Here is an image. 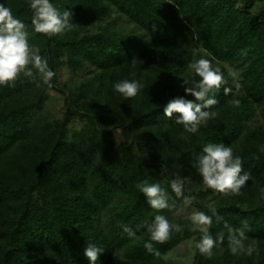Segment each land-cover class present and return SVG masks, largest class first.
Returning a JSON list of instances; mask_svg holds the SVG:
<instances>
[{
  "label": "trees",
  "instance_id": "trees-1",
  "mask_svg": "<svg viewBox=\"0 0 264 264\" xmlns=\"http://www.w3.org/2000/svg\"><path fill=\"white\" fill-rule=\"evenodd\" d=\"M50 2L71 11L74 25L50 38L29 27L30 42L56 73L52 87L23 75L0 86V264H91L84 254L90 243L103 249L96 264H182L169 253L198 242L187 219L192 208L208 215L215 208L237 228L246 220L247 235L260 245L258 256L231 255L227 229L213 217L210 231L224 233L223 251L206 257L197 249L192 264H264V0ZM0 4L31 25L29 0ZM207 53L233 92L216 94L218 117L193 135L164 108L176 97L196 102L183 80H199L187 65ZM229 68L242 70L238 92ZM124 79L143 84L136 97L114 91ZM52 90L65 97L62 120L51 109ZM208 143H224L241 157L252 177L244 195L225 197L203 184L193 165ZM173 179L195 197L188 208L172 192ZM144 180L159 183L176 207L152 209L137 187ZM156 215L184 229L165 244L153 242L161 257L144 248L146 228L137 230ZM123 225L140 239H130Z\"/></svg>",
  "mask_w": 264,
  "mask_h": 264
},
{
  "label": "clouds",
  "instance_id": "clouds-1",
  "mask_svg": "<svg viewBox=\"0 0 264 264\" xmlns=\"http://www.w3.org/2000/svg\"><path fill=\"white\" fill-rule=\"evenodd\" d=\"M29 4L32 11L30 26L14 16L9 7L0 4V86H13L23 75L37 82V87L46 85L51 88V81L56 73L50 69L48 60L40 54V47L30 42L33 32L50 38L63 35L74 27L71 22L72 12L66 9L61 12L50 0H29ZM29 27L33 32L29 31ZM206 55L209 58L200 56L187 65L188 70L199 77V80L191 82L183 80L185 94L194 97L196 102L184 97H176L171 99L164 108V115L168 119H172L173 114L178 113L179 117L175 123L182 125L185 132L193 135L199 132L201 126L207 127L210 120L218 117L219 112L212 110L219 103L216 94L221 89L225 95L233 92L232 87H226L228 79L225 78L219 61L214 64L215 58L211 57V53ZM241 73L242 70L233 68H229L227 72L237 92L242 87ZM113 88L125 98H134L140 93L143 84L135 79H124L116 82ZM240 103L239 99L229 101L233 107H239ZM261 150L264 151V148ZM193 166L208 189L225 197L244 195L242 190L252 179L251 174L244 171L241 157L234 153L231 146H226L224 143H208L203 147V154L196 158ZM137 187L146 197L149 206L157 212L176 207L175 200L159 183H149L148 180H144ZM170 187L175 197L182 199L184 208L192 205L195 197L185 194L182 181L173 179ZM261 196L264 198V189H261ZM211 212L212 215H208L204 211L193 210L187 217L190 221V230L201 234L195 244L201 255L211 257L214 249L223 251L221 245L225 240L224 233L214 237L210 231L213 217L216 223L223 222L227 229V245L231 255L235 257L259 255V241L247 235L251 228L246 220L242 221L241 226L237 228L225 221L215 208H212ZM122 227L124 233L133 241L140 239L137 236V230L146 228L150 241L145 242L143 246L155 257H161L162 254L153 247V242L165 244L171 239L173 233H182L184 230L179 223L170 222L164 215H156L151 223L138 225L137 230L127 225ZM102 251V248L90 243L84 254L91 264H96Z\"/></svg>",
  "mask_w": 264,
  "mask_h": 264
},
{
  "label": "rangeland",
  "instance_id": "rangeland-1",
  "mask_svg": "<svg viewBox=\"0 0 264 264\" xmlns=\"http://www.w3.org/2000/svg\"><path fill=\"white\" fill-rule=\"evenodd\" d=\"M49 101L52 111L55 113L57 119L62 120L67 112L66 101L63 94L55 90L50 91ZM79 123L76 122V125ZM117 141H122L123 137L120 133L116 134ZM196 210L192 208V211ZM196 241L189 239L178 245L169 253V257L180 261L182 264H192L195 260L197 249L195 247Z\"/></svg>",
  "mask_w": 264,
  "mask_h": 264
}]
</instances>
